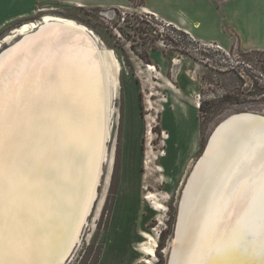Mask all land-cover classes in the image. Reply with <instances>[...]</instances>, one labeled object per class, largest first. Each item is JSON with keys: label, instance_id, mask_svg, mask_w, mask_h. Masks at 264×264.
Wrapping results in <instances>:
<instances>
[{"label": "bare ground", "instance_id": "obj_1", "mask_svg": "<svg viewBox=\"0 0 264 264\" xmlns=\"http://www.w3.org/2000/svg\"><path fill=\"white\" fill-rule=\"evenodd\" d=\"M16 35L0 51V264H48L91 182L92 205L121 69L66 18L25 23L2 42ZM244 113L219 123L189 176L169 264H261L264 115Z\"/></svg>", "mask_w": 264, "mask_h": 264}, {"label": "rangeland", "instance_id": "obj_2", "mask_svg": "<svg viewBox=\"0 0 264 264\" xmlns=\"http://www.w3.org/2000/svg\"><path fill=\"white\" fill-rule=\"evenodd\" d=\"M72 1L37 4L34 14L0 30L2 51L21 38L2 42L25 23L66 18L120 65L92 205L64 264H169L184 188L212 131L232 114L264 113V51L240 50L234 34L231 47L196 42L138 9L141 0H125L126 9L122 0ZM190 1L204 36L223 41L219 10L209 0ZM228 1L212 0L217 7ZM263 4L248 8L255 15Z\"/></svg>", "mask_w": 264, "mask_h": 264}, {"label": "crops", "instance_id": "obj_3", "mask_svg": "<svg viewBox=\"0 0 264 264\" xmlns=\"http://www.w3.org/2000/svg\"><path fill=\"white\" fill-rule=\"evenodd\" d=\"M75 1L78 0L72 2ZM85 1L89 2V0ZM252 1L254 0H230L217 7L212 0H209V6L215 7L221 15L219 33L222 34L223 41L204 36L200 31V22L195 21L194 16L190 15L192 6L190 0H141L138 9L146 10L147 14H154L161 20L171 22L199 43L215 42L222 47H231L233 44L231 35L234 34L236 45L240 50L264 51V0H261L263 6L255 15L248 8V4ZM58 2H68V0H0V30L10 22L22 20L34 14L38 9L37 4L45 6L48 3ZM104 2L113 3L110 0H104ZM126 2L125 0L121 2L125 9L130 5ZM96 5L100 4L96 3Z\"/></svg>", "mask_w": 264, "mask_h": 264}, {"label": "water", "instance_id": "obj_4", "mask_svg": "<svg viewBox=\"0 0 264 264\" xmlns=\"http://www.w3.org/2000/svg\"><path fill=\"white\" fill-rule=\"evenodd\" d=\"M20 40H21V38H20ZM69 42H72V39L69 41ZM3 51H1V53H2ZM92 52H93V50L91 49V50H89V54L90 55H92ZM0 53V54H1ZM89 55V56H90ZM90 65H93L94 64V59H90ZM241 114H248V113H241ZM263 115H264V113L262 114V115H259L260 117H263ZM219 126V124L214 128V130L212 131V133H211V135H210V137L213 135V132L215 131V129L217 128ZM210 137H209V139H208V141L210 140ZM208 141H207V144L206 145H208ZM206 147L207 146H205V148H204V152H205V150H206ZM204 152H203V154L200 156V158L204 155ZM200 158L198 159V161L196 162V164L194 165V168H195V166L198 164V162H199V160H200ZM193 168V169H194ZM193 169H192V172H193ZM191 172V173H192ZM187 183H188V181H187ZM90 184H92V182L91 183H89L88 185H87V192L85 193V198H84V201H83V206H82V208L80 209V211H79V214H78V218H77V220L74 222V224L72 225V228H71V232H70V235H69V237H68V239H67V241L64 243V244H62L61 246H62V248L55 254V255H53L50 259H49V263L48 264H64L68 259H69V255H70V253H71V251H72V249H74V244H75V240H76V238H77V235L78 234H80L79 232H81V230H82V223L84 222V220H85V215H86V212L88 211V209L87 208H89V206H90V199H89V197L91 196L90 194H91V190H92V187H90ZM186 186H187V184H186ZM186 186H185V188H186ZM184 188V189H185ZM88 198V199H87ZM89 200V201H88ZM85 217V218H84Z\"/></svg>", "mask_w": 264, "mask_h": 264}, {"label": "snow or ice", "instance_id": "obj_5", "mask_svg": "<svg viewBox=\"0 0 264 264\" xmlns=\"http://www.w3.org/2000/svg\"><path fill=\"white\" fill-rule=\"evenodd\" d=\"M264 184V182H262ZM261 219L264 220V201L261 203ZM236 224L238 229L240 230V238L241 240H247L252 233L247 230L245 227V222L242 218H236ZM258 234L261 237V264H264V224L258 230Z\"/></svg>", "mask_w": 264, "mask_h": 264}, {"label": "built area", "instance_id": "obj_6", "mask_svg": "<svg viewBox=\"0 0 264 264\" xmlns=\"http://www.w3.org/2000/svg\"><path fill=\"white\" fill-rule=\"evenodd\" d=\"M154 16V14H152Z\"/></svg>", "mask_w": 264, "mask_h": 264}]
</instances>
